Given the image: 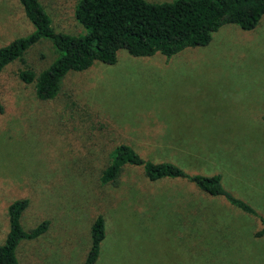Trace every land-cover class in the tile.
Listing matches in <instances>:
<instances>
[{"label": "rangeland", "instance_id": "374dc122", "mask_svg": "<svg viewBox=\"0 0 264 264\" xmlns=\"http://www.w3.org/2000/svg\"><path fill=\"white\" fill-rule=\"evenodd\" d=\"M75 1L39 0L57 30L85 32L73 18ZM31 30L18 0H0V46ZM24 57L40 69L54 53L40 41ZM179 135L228 144L227 152L218 151L222 165L212 169H227V192L255 215L185 179L148 181L139 166L124 165L116 185L100 183L119 141L153 162L168 159L187 173L206 172L193 158L205 152ZM207 153L216 158V151ZM19 198L27 199L21 227L42 220L47 227L17 243L18 264H81L96 215L104 236L93 264H264V233L255 235L264 219V14L250 29L223 24L205 45L169 57L120 49L112 64L94 62L65 75L51 99H38L14 66L3 67L0 243L8 230L6 207ZM198 205L200 214L224 216L201 223L207 231L201 237L191 221Z\"/></svg>", "mask_w": 264, "mask_h": 264}, {"label": "trees", "instance_id": "16d2710c", "mask_svg": "<svg viewBox=\"0 0 264 264\" xmlns=\"http://www.w3.org/2000/svg\"><path fill=\"white\" fill-rule=\"evenodd\" d=\"M18 2L32 30L0 46V71L7 65L14 66L18 79L32 83L34 94L40 100L53 98L65 75L83 71L94 62L114 63L120 49L132 56L159 53L169 57L184 48L205 45L211 33L223 24L250 29L264 14V0H76L73 18L85 32H66L55 28L39 0ZM40 41L49 42L54 57L46 67L36 69L24 56ZM100 121L107 130L116 131L108 120ZM124 165L141 167L148 181L185 179L208 196L223 197L241 210L256 214L222 187L220 174L187 173L183 166L168 159L153 162L121 141L109 152L108 161L99 173L100 183L116 185ZM26 204V198H19L6 207L8 230L0 243V264H18L17 243L37 237L47 227L46 220L28 230L21 227L19 217ZM259 220L261 228L255 235L264 233V219L260 217ZM103 236V219L96 215L90 225L89 246L81 264L94 263Z\"/></svg>", "mask_w": 264, "mask_h": 264}, {"label": "crops", "instance_id": "0c3cea01", "mask_svg": "<svg viewBox=\"0 0 264 264\" xmlns=\"http://www.w3.org/2000/svg\"><path fill=\"white\" fill-rule=\"evenodd\" d=\"M208 127H209V125L208 126L204 125V128L207 131V133H208V130H207ZM185 132H189L187 128H186ZM179 136H180V139H183V141H184L183 143L184 144H189V143L199 144L198 147H197V150L201 151V152H205V153H198L196 155V157L193 156V158H194L195 161H197V162H199L201 164L202 167H200V168H203V169L206 170V172H203L201 174L208 175V174H213V172L219 173L220 174V182H221L222 186L227 190V187L224 185L225 182L227 181V169L221 167L219 169H216V170L214 169L213 170L212 168L215 167L214 163L217 162V161H219L220 163H223V161H220L221 160V155L218 153V151H220L221 153L222 152H227L228 144H226L224 142L220 143L219 141H214L211 138L212 136H208V139H205L203 141H197V140L191 138L190 136H188V137H183L181 135H179ZM228 137H230V136H228ZM180 139H178L176 141V143H179ZM164 142H169V141H164ZM206 142H208V143H206ZM207 151H216V158H213V159L210 158V156L208 155ZM217 164H218V167H220V165H222V164H219L218 162H217ZM210 169L212 171H208ZM198 173H200V172H198ZM195 213H198V214H196V217L193 216ZM195 213L192 214L193 217H192L191 221L193 223H197V226L194 225V229H195V232H196L195 234L198 233L197 234L198 237L207 235V231L203 230L205 227L203 225H201V223L202 224L211 223L212 221H215V219H224L223 218L224 216L215 217L216 214H209V212H204L206 214H200V206H198L195 209ZM201 216H204V220H201ZM183 217H184V220L182 219V222L189 221L188 217H186L184 215H183Z\"/></svg>", "mask_w": 264, "mask_h": 264}]
</instances>
